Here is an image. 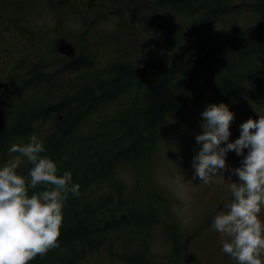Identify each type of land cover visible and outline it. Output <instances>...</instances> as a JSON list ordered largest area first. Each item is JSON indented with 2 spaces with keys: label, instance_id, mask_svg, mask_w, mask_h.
Returning <instances> with one entry per match:
<instances>
[{
  "label": "trees",
  "instance_id": "obj_1",
  "mask_svg": "<svg viewBox=\"0 0 264 264\" xmlns=\"http://www.w3.org/2000/svg\"><path fill=\"white\" fill-rule=\"evenodd\" d=\"M15 3L17 10V5L21 8L23 1L16 0ZM250 6L261 17L259 25L248 30L237 29L227 41L217 43L202 57L151 67L154 73L133 109L119 106L113 111L107 107L121 91L122 94L127 91L129 77H139V71L128 64L116 70L117 77L113 76L112 81L90 79L79 72L81 83H74V87L69 84L70 93L62 95L60 89L66 79L64 70L45 74L46 59L31 61L24 69L27 82L21 88L10 83L8 88L14 97L29 88L41 99L23 100L25 102L17 106L16 113L8 119H3L1 113V109L9 105L5 103L7 95L0 93V151L16 139H29L39 131L40 124L51 123L43 135L45 152L41 155L56 164L58 175L70 171L73 183L80 185L79 197L69 194L62 210L60 247L50 250L43 258L37 256L30 264H72L106 244L112 251L116 245L121 252L112 253L109 247L110 256L123 260L135 249L131 246L132 236H148L161 221L158 213L169 214L170 199L165 198L163 191L152 188L143 198L135 196L145 177L144 169L154 153L157 128L166 117L196 107L229 104L237 98L257 95L261 77L259 72L250 71L248 56L264 52V4L260 1ZM45 8L55 12L57 7L53 11L49 2ZM230 8L237 9L236 6ZM30 30V35L35 33L33 30L37 34L42 31L37 26ZM39 36L36 40L41 45L47 35ZM83 67L87 68L88 64ZM125 75L130 76L126 79ZM14 78L11 82L17 81ZM96 89L99 95H95ZM95 112L98 115L91 121L90 114ZM37 123L38 126H34ZM124 166L134 169L137 185L129 187L116 176ZM138 166L139 175H136ZM31 167L26 162L17 168V174L23 176L26 183L30 180ZM104 183L106 190L100 192ZM42 190L44 188L38 186L29 189L28 194L31 196ZM165 226L169 227V237L178 236L174 226ZM111 232L120 233L114 243L108 239ZM124 236L129 241L121 240ZM132 262L138 263V260Z\"/></svg>",
  "mask_w": 264,
  "mask_h": 264
},
{
  "label": "rangeland",
  "instance_id": "obj_2",
  "mask_svg": "<svg viewBox=\"0 0 264 264\" xmlns=\"http://www.w3.org/2000/svg\"><path fill=\"white\" fill-rule=\"evenodd\" d=\"M260 1H263L264 4V0H222V4H224L223 12L212 23V29L222 30L223 34L221 37H217L216 40H219L218 42L227 41L234 33L235 30L233 32L232 30L236 25L242 27L259 25L261 23L260 15L253 9L249 11L247 4L260 3ZM28 2L29 5L26 12L30 18V27L37 26L39 30L42 31L39 34H37L38 32L35 30L32 31L35 32L32 35L36 43L32 41V35L29 34L30 32H28L27 37L15 34L16 36H14L13 39L10 37L11 41L6 49L3 51L0 50V93H2V96L7 95L5 97V103H9L7 108L1 109L3 119H8L13 116L14 113H16L15 110L17 106L25 102L23 100L37 101L41 99L29 88H26L27 92H19L15 97L12 96L8 88L10 83H15V86L21 88V86L27 82L28 77H24L27 72L24 69L31 61H42L46 59L47 65L43 70L45 74L58 69L64 70L63 72L66 79L63 88L60 89L62 95L70 93L69 87L71 85L74 87L75 84L81 83L79 80V72L86 75L87 78L90 77V79L99 78L112 81L113 76L117 77L115 73L118 68L127 67H121L122 65H130V68L139 71V77H129L130 75L124 76L126 79L129 77L126 80V86H128L127 91L123 94L121 91L117 99L110 102L107 106L114 111V109H117L119 106L132 108L133 104L142 97L154 73L151 67L158 63L169 65L176 61L202 57V55L206 53L200 48V41L202 38L186 36L183 34L185 29H182V35L175 34L173 31L169 30L170 27L168 25H166L165 28H162L160 25L158 31L152 34L147 35L143 33L138 36L137 51L132 48H124L116 51H95L88 48L86 49L83 44L88 43L89 37H86L85 32L80 30L73 16L75 10L73 9L74 5L72 0H60V2L59 0H31V2L28 0ZM49 2H51L53 11H55L57 7L55 11L57 13L45 8ZM61 2H63V4ZM192 3H194V1ZM233 5L241 6L240 10L234 12V10L230 8ZM182 7L183 3L175 5V9L172 7L174 9L171 8L174 11L172 15L180 14ZM21 12H24L23 4L21 6ZM164 12L166 13L167 11L164 9ZM59 14L64 16L62 21L60 20L61 17H58ZM57 25H62L65 28L64 33L69 39L78 41L81 44V47L78 49L79 58L83 60V64H88L87 68H79L74 75H69L73 73H69L68 67H65L67 66V60L57 53V38L54 32ZM38 35H40L39 37L47 35V37L43 39V42L41 41V45L37 43L38 41L36 40ZM212 43L213 45L215 44V38L211 39V44ZM27 58L29 60H25ZM248 62L251 72L260 73V89L257 95L252 98H237L234 102L226 104L235 116V119L230 125L229 142H234L239 138V126L242 123L246 122L249 118L255 120L264 116V52L259 55L248 56ZM112 68L113 75L111 74ZM73 71L75 72L76 70ZM12 78L17 79V81L11 82ZM95 93V95L100 94L97 89ZM207 106L208 105H203L175 116L166 117L161 126L157 128L154 153L147 167L144 169L145 177H142L143 182L140 181L141 185L135 192V196L143 198L152 188H155L156 191H163L165 198L168 199L169 197L170 199L167 208L169 214L165 212L158 213L161 221L157 223L158 226L154 228L148 236H132L133 243L131 242V246L135 249L127 254V256L130 254V258L136 259L137 254H148L146 257L152 259V264H159L164 260L163 257L167 255L168 252L166 243L167 238L170 236V230L168 229L169 227L165 226L166 224L171 227L174 226L175 231L177 230L176 235L178 236L182 234V230L188 233V231L193 228L194 224L201 222L202 219L204 221L208 212L219 205L222 200H228L227 203H229L232 199L229 188L231 181H228V179L231 177L232 182H238L239 178L237 175L225 171L222 174L223 177L214 176L208 184L200 181L199 177L193 179L195 169L192 167V160L202 147V145L196 143L195 136L201 134L203 131L201 127L203 123L201 113ZM97 115L96 112L91 113L90 116L93 117L90 118L91 121H93ZM34 126H38V123ZM50 127L51 123L40 124L38 126L39 131L36 132L35 135L41 142L43 141V135ZM27 139L28 137L23 140L16 139L17 141L7 145L2 152L0 151V167H3L9 160L17 155L9 151L10 147L13 144H25L29 140ZM221 146H223V144ZM244 154H247V150H245ZM242 159V156H237L235 152L230 151L226 156V165L230 168L240 167V161ZM26 162L25 159L22 165ZM137 169L138 172L136 175H139V166ZM133 172L134 169L132 167L124 166L116 172V176L122 179L127 186L133 187L137 185ZM105 190L106 184L104 183L103 189H101L100 192H104ZM262 216L264 218V209H262L260 214V217ZM119 236L120 233L111 232L108 239L114 243ZM221 239L222 237L219 235L218 239L208 242L206 248H204L202 255L208 261H210L209 258L213 256V250L216 255H222ZM121 240L125 241L128 239L124 236ZM109 247L112 253L119 254L121 252L120 250L118 251L116 245L112 251L111 246L106 244L100 250L87 254L83 259L77 260L72 264H125L116 256H110L111 252L108 250ZM123 251L122 249V252ZM219 256H217V258Z\"/></svg>",
  "mask_w": 264,
  "mask_h": 264
},
{
  "label": "clouds",
  "instance_id": "obj_3",
  "mask_svg": "<svg viewBox=\"0 0 264 264\" xmlns=\"http://www.w3.org/2000/svg\"><path fill=\"white\" fill-rule=\"evenodd\" d=\"M201 116L203 131L195 140L202 147L192 160L193 179L208 184L225 171L239 178L234 183L229 177L232 199L213 220L222 251L237 264H264V116L242 123L234 142L229 136L235 116L226 104H209ZM9 151L17 155L0 167V264H30L60 247L62 210L69 194L79 197L80 185L73 183L70 171L57 174L56 164L41 155L45 148L35 134ZM230 151L243 157L240 167L226 165ZM25 159L32 165L27 183L17 174ZM38 186L44 190L29 196V189Z\"/></svg>",
  "mask_w": 264,
  "mask_h": 264
},
{
  "label": "flooded vegetation",
  "instance_id": "obj_4",
  "mask_svg": "<svg viewBox=\"0 0 264 264\" xmlns=\"http://www.w3.org/2000/svg\"><path fill=\"white\" fill-rule=\"evenodd\" d=\"M15 1L0 0V50L2 51L10 43V37L12 39L16 35L27 37L30 32V18L26 12L29 2L23 0L24 12H20L18 10L21 8H18V5L16 10ZM72 2L75 10L73 16L80 30L89 37L88 43L83 46L95 51H116L124 48L137 51L138 36L143 33L152 34L158 31L160 25L162 28L168 25L169 30L178 35H182V29H185L183 34L186 36L202 38L200 48L204 51L216 47L219 41L216 38L223 35L222 30L212 29V23L222 14V0H72ZM181 3L183 7L180 14L172 15L175 5ZM250 4L252 3L247 4L249 11L252 10ZM233 6L237 8L234 12L240 10L241 6ZM59 16L62 21L64 16L62 14ZM253 26L256 25L247 27L236 25L232 32L237 29L248 30ZM64 31L65 28L62 25H57L55 37L57 42L63 40L70 43L76 50V59H68L62 55L67 60L69 73H73L69 75H74L79 68L83 67V60H80L78 54L81 44L69 39ZM212 38H215L214 45L211 44ZM226 203L227 201L223 200L211 209L205 220L193 228L188 235L183 233L167 238L168 252L159 264H237L223 251L219 256L213 250L210 261L202 255L208 242L218 239L220 235L213 228V220L218 212L226 211L224 208ZM260 218L264 219L263 216ZM146 255L137 254L136 259L128 255L121 261L125 264H152V259ZM135 260H138V263L132 262Z\"/></svg>",
  "mask_w": 264,
  "mask_h": 264
},
{
  "label": "water",
  "instance_id": "obj_5",
  "mask_svg": "<svg viewBox=\"0 0 264 264\" xmlns=\"http://www.w3.org/2000/svg\"><path fill=\"white\" fill-rule=\"evenodd\" d=\"M58 51L62 54H66L69 57H73L75 55L74 48L63 40L59 41L58 43Z\"/></svg>",
  "mask_w": 264,
  "mask_h": 264
}]
</instances>
